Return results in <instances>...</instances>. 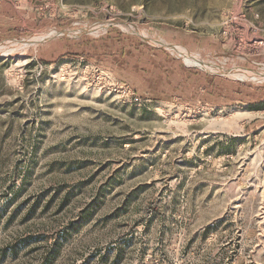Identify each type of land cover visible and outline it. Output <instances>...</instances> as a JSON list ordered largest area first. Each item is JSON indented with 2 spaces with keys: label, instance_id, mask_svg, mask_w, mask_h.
<instances>
[{
  "label": "rangeland",
  "instance_id": "rangeland-1",
  "mask_svg": "<svg viewBox=\"0 0 264 264\" xmlns=\"http://www.w3.org/2000/svg\"><path fill=\"white\" fill-rule=\"evenodd\" d=\"M264 0H0V264H264Z\"/></svg>",
  "mask_w": 264,
  "mask_h": 264
},
{
  "label": "trees",
  "instance_id": "trees-1",
  "mask_svg": "<svg viewBox=\"0 0 264 264\" xmlns=\"http://www.w3.org/2000/svg\"><path fill=\"white\" fill-rule=\"evenodd\" d=\"M259 108L264 107V103H259V105H257Z\"/></svg>",
  "mask_w": 264,
  "mask_h": 264
}]
</instances>
